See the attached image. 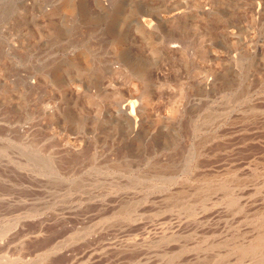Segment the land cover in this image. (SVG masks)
Here are the masks:
<instances>
[{"label":"rangeland","instance_id":"obj_1","mask_svg":"<svg viewBox=\"0 0 264 264\" xmlns=\"http://www.w3.org/2000/svg\"><path fill=\"white\" fill-rule=\"evenodd\" d=\"M263 234L264 0H0V264H264Z\"/></svg>","mask_w":264,"mask_h":264},{"label":"bare ground","instance_id":"obj_2","mask_svg":"<svg viewBox=\"0 0 264 264\" xmlns=\"http://www.w3.org/2000/svg\"><path fill=\"white\" fill-rule=\"evenodd\" d=\"M209 2V1H208ZM209 5H210V2H209ZM158 17V16H157ZM161 20V19H160ZM60 82H62L63 83V81H60ZM61 84V83H60ZM264 235V234H263ZM263 235L260 237L261 238V240L259 239V241H262V237H263ZM252 249H254L253 247H252Z\"/></svg>","mask_w":264,"mask_h":264}]
</instances>
